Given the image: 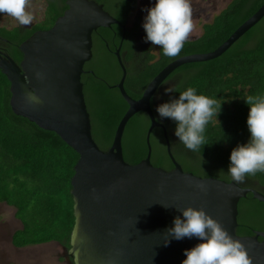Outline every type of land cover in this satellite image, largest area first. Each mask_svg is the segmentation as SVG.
Returning a JSON list of instances; mask_svg holds the SVG:
<instances>
[{"label":"water","instance_id":"95a60500","mask_svg":"<svg viewBox=\"0 0 264 264\" xmlns=\"http://www.w3.org/2000/svg\"><path fill=\"white\" fill-rule=\"evenodd\" d=\"M66 5L49 29L32 33L18 45V64L0 57V74L8 82L11 113L54 133L77 154L69 179L73 217L66 250L69 264H182L185 250L202 241L196 237L176 240L165 232L174 227V218L183 219L179 209L189 206L203 208L233 239L240 240L252 264H264V232L253 231L251 236L235 233L239 199L250 193L264 203V195L233 181L183 171L149 106L154 89L171 71L220 56L264 15V2L213 51L166 64L137 100L122 88L125 73L120 65L121 77L114 87L127 107L105 150L91 137L80 74L90 57V32L113 20L93 2L72 0ZM138 112L149 121L144 136L146 154L137 163L128 164L122 159L120 140L125 124ZM156 127L162 131L169 170L149 161V134ZM166 239L170 240L167 246Z\"/></svg>","mask_w":264,"mask_h":264},{"label":"trees","instance_id":"16d2710c","mask_svg":"<svg viewBox=\"0 0 264 264\" xmlns=\"http://www.w3.org/2000/svg\"><path fill=\"white\" fill-rule=\"evenodd\" d=\"M263 2L230 0L211 23L204 26L202 35L195 42L184 45L180 54L213 51ZM52 18H48V24ZM12 41L17 44L21 40ZM18 59L19 54L15 60ZM169 60V57L163 58L160 65L154 64L143 74H134L126 79L125 84L134 83L139 90L138 96L144 84ZM173 73L175 91L166 102L178 98L180 92L192 87L198 95L216 99L221 104L217 118L213 117L206 126L207 144L197 152L186 149L175 136L176 123L169 118L164 119L165 129L174 135L167 138L173 159L185 172L232 181L227 174L231 151L250 138L247 128L249 106L245 98L264 95V15L220 56L183 64ZM84 83L91 85L86 97L99 108L92 116L89 113L91 137L99 149L105 150L127 106L115 90L104 87L95 79L91 83L86 79ZM8 98V82L0 74V203L13 208V216L20 224V228L11 234V245L22 248L56 242L67 249L73 223L69 179L77 154L54 133L13 115ZM148 124L147 116L141 112L134 114L125 124L120 142L122 159L126 163L135 164L145 157L144 136ZM93 128H96L94 134ZM152 134L156 136L153 145L150 141ZM157 143L161 145V153L153 154L158 148ZM149 145L150 164L170 169L160 129L151 131ZM237 185L264 195V172L246 176L244 183ZM238 204L244 205L250 217L264 216V203L254 200L250 193L239 199ZM236 223V234L241 235L247 232L244 231L246 229L254 230L239 218V213Z\"/></svg>","mask_w":264,"mask_h":264},{"label":"clouds","instance_id":"9594fccd","mask_svg":"<svg viewBox=\"0 0 264 264\" xmlns=\"http://www.w3.org/2000/svg\"><path fill=\"white\" fill-rule=\"evenodd\" d=\"M28 5L29 0H0V14L12 17L20 26H27L34 19L26 10ZM146 11L142 25L145 41L160 46L166 57H178L194 30L190 0H155L154 6ZM174 91L172 87L165 88V92ZM245 102L249 106L250 138L232 149L227 171L236 184L244 183L246 176L264 172V95L247 96ZM220 109L221 104L216 99L198 95L195 88L189 87L180 92L178 98L160 104L156 112L161 118L173 120L179 142L189 151L197 152L207 144L206 126L213 117L217 118ZM179 211L183 219L174 218V227L167 229L166 235L176 240L196 237L202 241L185 250L186 259L182 264H252L245 245L233 239L203 208L189 206ZM169 243V239L164 242L165 246Z\"/></svg>","mask_w":264,"mask_h":264},{"label":"flooded vegetation","instance_id":"af4514ba","mask_svg":"<svg viewBox=\"0 0 264 264\" xmlns=\"http://www.w3.org/2000/svg\"><path fill=\"white\" fill-rule=\"evenodd\" d=\"M42 9L35 13H40L38 19H33V22L27 26H20L16 22L13 26L5 27L0 26V57H8L14 63L18 64L21 60V54L18 52V45L26 40L32 33L36 31H44L51 27L54 20L61 16L63 11L67 8L66 2L72 0H40ZM88 2H93L96 5L101 7V10L106 13L109 19L113 20V23L110 22L107 27H97L96 29L90 32V57L82 65V73L80 74V82L83 94V100L85 103V108L87 110L85 94L87 89L91 87L90 84L92 79L103 84L104 87L115 90L119 95L118 90L114 87L121 77V67L124 70V79L122 82V88L125 94L133 100H137L145 86L148 82L169 62L173 61L176 58L190 55V54H180L176 58H170V60L158 70L143 86L140 91V94L137 96V91H139L137 86L133 83L125 84L127 78H131L134 74L144 73V71L152 66L160 65L161 60L166 56L163 55L160 46L153 45L151 42H146V32L143 28L144 17L147 15L146 9L154 6L155 0H86ZM191 5V3H190ZM209 6V5H208ZM226 6V5H225ZM192 20L197 19L198 22H201L200 29L201 31L197 36H190L189 40L184 44L195 42L203 33V28L205 25L211 23L212 19L223 9H221L216 15L209 17L210 14H205V8L200 7L198 4H192ZM31 8H29L30 10ZM35 10V9H34ZM52 18V22L48 24V18ZM209 20V23H206V20ZM51 20V19H50ZM12 40H21L19 43H14ZM19 54V59L15 60ZM105 57H109L113 60L114 66L117 71V79L113 84L108 85L103 78L99 77L94 71V65L99 63L101 60L104 61ZM96 63V64H95ZM121 65V67H120ZM110 70V67L107 68ZM173 71H171L154 89L153 93L149 99V106L153 115V118L159 122L166 133V138H173L174 135L171 131H167L163 125L165 118L159 117V114L156 112V108L165 103L166 99L171 93L165 92V88L174 86V76ZM91 77V80L88 78ZM140 78L139 82L140 83ZM120 96V95H119ZM121 98V97H120ZM122 99V98H121ZM90 122V121H89ZM154 129V128H153ZM152 129V130H153ZM156 129H160L156 127ZM151 130V131H152ZM161 130V129H160ZM91 132V128H90ZM162 132V131H161ZM151 133V132H150ZM169 144V143H168ZM108 148V147H107ZM106 148V149H107ZM169 170V169H168ZM237 229V227H236ZM235 229V233H236ZM247 231L243 234H236L238 236H251L254 230H244ZM259 240V238H258ZM56 243V242H55ZM58 244V243H57ZM42 245V244H40ZM59 245V244H58ZM60 246V245H59ZM64 250V255L59 260L63 264H69L70 258L66 257V248L60 246ZM15 248V247H14Z\"/></svg>","mask_w":264,"mask_h":264},{"label":"rangeland","instance_id":"374dc122","mask_svg":"<svg viewBox=\"0 0 264 264\" xmlns=\"http://www.w3.org/2000/svg\"><path fill=\"white\" fill-rule=\"evenodd\" d=\"M230 0H190L192 4H198L200 7L205 8V14H210V18L216 15ZM42 3L40 0H29L27 11L30 12L35 19L40 17L38 10L42 9ZM209 5V6H208ZM29 8H31L29 10ZM35 9V10H34ZM35 11H37L35 13ZM17 21L6 14H0V26H13ZM210 21L207 19L206 23ZM194 30L192 36H197L201 31V22L197 19L193 20ZM96 64V63H95ZM110 67L108 71L107 68ZM95 73L104 79V81L110 85L117 79V71L114 66V62L111 58L105 57L104 61H100L94 65ZM87 110L91 116L99 110L96 103L92 99H88L85 96ZM143 126V125H142ZM140 129H137L139 133ZM96 132V128H93V134ZM156 140V136L152 134L150 141L152 145ZM158 147L153 154H160L161 145L156 144ZM13 208L7 207L3 203H0V264H63L59 260L64 255V250L55 242L43 243L42 245L26 246L22 248H14L11 245V234L20 228L19 222L13 216ZM237 213L239 218H242L245 222L249 223L254 231L264 232V216L253 218L249 216V212L242 204L237 205ZM240 222V220H238Z\"/></svg>","mask_w":264,"mask_h":264}]
</instances>
